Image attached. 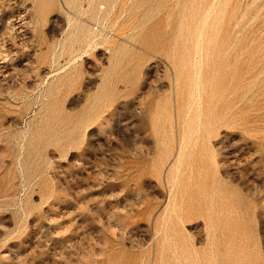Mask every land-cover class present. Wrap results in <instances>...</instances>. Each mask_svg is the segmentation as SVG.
Masks as SVG:
<instances>
[{
    "label": "rangeland",
    "instance_id": "obj_1",
    "mask_svg": "<svg viewBox=\"0 0 264 264\" xmlns=\"http://www.w3.org/2000/svg\"><path fill=\"white\" fill-rule=\"evenodd\" d=\"M0 264H264V0H0Z\"/></svg>",
    "mask_w": 264,
    "mask_h": 264
}]
</instances>
